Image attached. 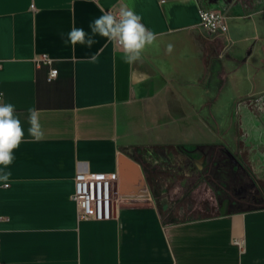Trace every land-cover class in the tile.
Segmentation results:
<instances>
[{
	"label": "crops",
	"instance_id": "0c3cea01",
	"mask_svg": "<svg viewBox=\"0 0 264 264\" xmlns=\"http://www.w3.org/2000/svg\"><path fill=\"white\" fill-rule=\"evenodd\" d=\"M120 3L0 0L2 102L15 105L25 133L8 169L9 187L0 184V264H264V205L178 218L189 175L168 187L152 182L146 168V147L183 145L180 156L193 160L190 147L209 135L199 110L215 85L200 84L209 34L200 9L226 12L229 32L217 37L224 47L236 45L224 66L229 79L213 97V117L224 126L236 77L262 98L264 0H254L249 25L242 0H123L157 37L132 65L100 36L91 49L64 43L73 25L90 32L102 9ZM253 37L254 47H245ZM43 55L52 62H38ZM52 69L58 73L50 79ZM29 108L39 112L40 141L28 134ZM257 115L261 128L264 116ZM78 172L115 174L110 218L79 217Z\"/></svg>",
	"mask_w": 264,
	"mask_h": 264
},
{
	"label": "rangeland",
	"instance_id": "374dc122",
	"mask_svg": "<svg viewBox=\"0 0 264 264\" xmlns=\"http://www.w3.org/2000/svg\"><path fill=\"white\" fill-rule=\"evenodd\" d=\"M242 1L246 8L249 25L254 0ZM203 38L207 49L204 50L205 69L200 76V84H214L215 93L199 110L200 117L205 122L202 127L209 132V135L200 136L198 144L190 147L193 152V172L188 176L190 188L185 199L176 206L177 209L181 208V214L177 217L182 219L214 216L224 211L247 209V203L252 197L257 198L258 202H261L259 201L261 199L264 203V123L260 128L255 120L258 112L264 116V95L257 100L260 92L243 90L242 84L238 83L239 77H236L235 86L224 101L222 121L225 127L220 125L212 115V108L216 101L213 97L217 98L220 95V86L229 79V73L224 66L236 45L231 41L229 44L231 50L229 48V52H224L226 47L217 35L207 33V36ZM253 40L255 37L250 39L245 47L250 42H253L254 47L257 40ZM243 51L242 55H244ZM260 52L264 53V48ZM258 85V90L264 89V81ZM240 95L243 97L240 98ZM232 147L236 149L233 150ZM226 148L232 154L226 152ZM176 149L181 152L187 150L183 145L176 146ZM196 164L198 169L195 167ZM163 179V185L171 186L172 181L167 174Z\"/></svg>",
	"mask_w": 264,
	"mask_h": 264
},
{
	"label": "clouds",
	"instance_id": "9594fccd",
	"mask_svg": "<svg viewBox=\"0 0 264 264\" xmlns=\"http://www.w3.org/2000/svg\"><path fill=\"white\" fill-rule=\"evenodd\" d=\"M141 19L140 15L136 14L131 7L121 0L116 10L103 11L102 9V15L90 22V32L73 25L67 33L66 39L63 34L62 39L66 45H71L74 50L77 44L91 49L93 45L98 43L96 36L106 38L109 43L114 44L123 52L124 62L132 65L141 59L145 49L152 45L157 38L154 32L145 27ZM104 47H107V44L88 56V62L96 63ZM167 51L171 53L172 45H168ZM2 96L3 93H0V98ZM28 112L30 124L28 134L35 141H40L45 136L40 124L39 112L34 108H29ZM24 135V129L16 113L15 105L4 103L0 99V184L4 188L9 187L8 181L11 177V171L8 169L15 159L14 151L22 143Z\"/></svg>",
	"mask_w": 264,
	"mask_h": 264
},
{
	"label": "built area",
	"instance_id": "2783aa9c",
	"mask_svg": "<svg viewBox=\"0 0 264 264\" xmlns=\"http://www.w3.org/2000/svg\"><path fill=\"white\" fill-rule=\"evenodd\" d=\"M200 17L201 25L210 34L217 36L228 34L229 19L224 12L200 9ZM225 47L224 52H227L230 48L229 43ZM38 62L51 63L52 59L47 55H43L38 59ZM57 73V69H52L49 78H54ZM0 93H2L1 90ZM115 180L114 173L78 172L76 174L73 198L77 202L80 218L105 219L112 216L113 184Z\"/></svg>",
	"mask_w": 264,
	"mask_h": 264
},
{
	"label": "trees",
	"instance_id": "16d2710c",
	"mask_svg": "<svg viewBox=\"0 0 264 264\" xmlns=\"http://www.w3.org/2000/svg\"><path fill=\"white\" fill-rule=\"evenodd\" d=\"M226 152L230 153L227 149ZM154 161V162H153ZM160 167L162 169H160ZM146 168L148 178L157 180L160 183L164 182V175H168L173 181L180 176L191 175L193 172L192 160L190 157H181L180 152L172 144L155 145L146 147ZM151 168L150 172L149 169ZM153 171V172H151ZM259 200V199H258ZM257 198L248 201V208L253 209L264 205Z\"/></svg>",
	"mask_w": 264,
	"mask_h": 264
}]
</instances>
